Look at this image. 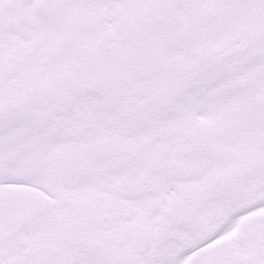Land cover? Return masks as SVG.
I'll return each mask as SVG.
<instances>
[{
  "label": "snow or ice",
  "instance_id": "1",
  "mask_svg": "<svg viewBox=\"0 0 264 264\" xmlns=\"http://www.w3.org/2000/svg\"><path fill=\"white\" fill-rule=\"evenodd\" d=\"M0 264H264V0H0Z\"/></svg>",
  "mask_w": 264,
  "mask_h": 264
}]
</instances>
